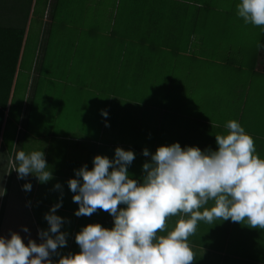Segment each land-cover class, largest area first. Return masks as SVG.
Instances as JSON below:
<instances>
[{"label": "rangeland", "instance_id": "obj_1", "mask_svg": "<svg viewBox=\"0 0 264 264\" xmlns=\"http://www.w3.org/2000/svg\"><path fill=\"white\" fill-rule=\"evenodd\" d=\"M43 3L45 0H38L28 24L25 59L2 135L12 159V174L17 178L15 156L19 151H49L48 170L57 173L52 180L40 183L33 175L18 178L22 187L32 185L31 191H24L43 231L50 228L45 215L61 203V197V210L57 209L56 215L62 217V209L73 204L76 193L68 181L77 178L75 172L80 168L75 161L93 160L97 155L114 159L118 147L132 151V123L151 126L154 115L171 107L179 114L210 116L197 104L201 101L190 102L187 93L180 99L184 69L199 64L226 65L237 71L233 79L241 81L236 79L241 69L248 79L251 73L246 69L264 68V27L244 23L237 14L240 0H65L44 46ZM193 30L198 32L193 34ZM34 64L36 68L31 71ZM147 66L153 68L141 79L140 69ZM170 74L176 82L168 86L164 76ZM158 76L160 82L154 78ZM175 97V102L167 99ZM183 98L186 101H181ZM235 99L238 101L237 95ZM263 119L259 120L263 123ZM186 126L179 129L178 142ZM57 134H64L66 141L56 138ZM39 136L44 138L39 140ZM67 149L72 153H66ZM57 155L55 168L52 159ZM69 159L70 164L66 162ZM56 184L61 188L56 189ZM65 223L61 232L67 234V246L59 249L61 256L75 254L77 244L75 235V246L70 248L72 231ZM53 258L58 264L61 257Z\"/></svg>", "mask_w": 264, "mask_h": 264}, {"label": "clouds", "instance_id": "obj_2", "mask_svg": "<svg viewBox=\"0 0 264 264\" xmlns=\"http://www.w3.org/2000/svg\"><path fill=\"white\" fill-rule=\"evenodd\" d=\"M237 14L245 24L264 27V0H240ZM226 128V135L215 136L217 150L182 148L179 143L160 146L155 154L145 149L143 155H151V162L143 164L142 182L128 172L135 153L120 147L114 159L97 155L91 170L87 165L77 170V178L68 181L79 205L75 215L91 217L103 210L113 217L114 227L82 228L75 237L79 253L61 256L58 264H194L188 239L198 222L231 220L264 230V159L237 121H229ZM15 160L19 179H53L43 151H19ZM23 188L31 191L32 185ZM209 202L210 209L205 207ZM61 206L62 197L45 215L50 228L39 232V244L29 239L26 245L15 232L10 239L0 236V264H53L52 256L67 246V234L61 232L64 219L55 214ZM173 216L180 219L166 232Z\"/></svg>", "mask_w": 264, "mask_h": 264}, {"label": "crops", "instance_id": "obj_3", "mask_svg": "<svg viewBox=\"0 0 264 264\" xmlns=\"http://www.w3.org/2000/svg\"><path fill=\"white\" fill-rule=\"evenodd\" d=\"M45 2V5L44 3L42 5L44 8L42 21L45 24L43 37L46 40L43 41V46L50 40L54 19L59 11L63 10L65 7L62 6L65 5V0H45ZM37 3L38 0H0V29H13L24 32L11 99L17 88L19 76L22 71V64L25 59L27 41L29 38L28 24L30 19L32 21L34 17ZM193 31V34L198 32V30ZM42 50L43 47L40 53L37 52V54H39L37 62H39L41 58L40 54ZM261 55H264L262 50ZM35 62L34 60V63ZM201 65H192L182 71L179 96L181 99L187 93L188 97L192 98L190 102L201 101V103L197 104L201 106V109L204 108L209 111L210 116L194 117L190 116L189 113L179 114L177 111H172L171 107V110H166L158 115H154L155 121L152 124L154 128H152V125L148 126L151 123L147 126L144 123L140 127L139 125L135 126L133 122L131 125V127L133 126L134 136L132 151L135 153V160L128 168L130 178L139 182L143 181L145 175L143 172V164L151 162V155L148 157L143 155L145 149L151 154H155L157 148L160 146H170L174 143H179L182 148L199 147L201 150L209 148L217 150L215 136L218 134L226 135L228 133L226 125L231 120L237 121L245 129V132L254 139L257 154L261 159H264V122L262 123L259 120L263 119L262 116H264V79L261 78L264 76V68L261 70L259 67H255L251 72L246 69L245 72L251 73L248 79H244V74L241 69L240 73L236 75V79L241 81H235L233 78L237 71L235 69L233 70V68L231 69L221 64ZM34 68H36L35 64L31 71H33ZM42 68L43 67H41L40 71ZM150 68L153 67L147 66L140 69V72L143 74L147 71L148 74ZM257 76L261 77L257 79L255 78ZM143 78H145L144 74L141 79ZM154 78L160 82V76ZM164 78L168 79V86L170 84L174 85L176 82V77L174 75L170 74L164 76ZM166 94H168V92H166ZM236 95L238 101L235 99ZM167 99L175 102L174 100L176 97ZM181 101L186 100L183 98ZM173 102L171 104H173ZM249 117H251L250 120ZM243 120H246L245 126L243 125ZM185 123L189 126V132ZM182 126H186V128L184 131H181L180 136L182 140L178 142L176 137ZM62 135L64 134H57L54 136L66 141V137ZM39 137V140L44 138L43 136ZM20 139L21 137L19 136L18 141H20ZM145 140H147V143H145ZM16 143L17 140L14 142V148ZM65 151L66 153H72V151L68 149ZM48 152V150L44 151L46 161L49 159ZM61 155L62 153L60 152L59 157H61ZM59 157L57 155L52 159L55 162V168L58 166L59 161L57 159H59ZM140 157L143 160H140ZM65 158L68 159L69 155L65 154ZM0 160L1 211L3 194L6 187L5 183H7L9 173L12 170V159L2 139L0 141ZM93 160L88 158L84 162H80L81 160L79 159L74 163L78 165L79 168L87 165L88 169L91 170L94 166ZM66 162H68V164L72 163L71 159L66 160ZM52 175L54 178L57 173L52 172ZM38 203L40 205L44 204L41 203V201ZM212 206L213 203L209 202L205 207L210 209ZM62 210L65 212L62 218L64 222H66V229L72 231L70 236L71 242L69 244L70 248L75 246V244L72 243L75 235L89 224H100L108 229L114 227L113 217L103 210L97 211L91 217H77L75 213L79 210V205L74 202L72 205L70 204L68 208H63ZM201 211H203V209H201ZM179 219L180 216L170 217L167 221L168 227L166 232L173 230ZM25 227L29 229L28 233L23 231ZM40 231L41 229L33 213L29 198L17 176L13 175L12 185L0 227V236L10 239V234L15 232L23 238L26 245L29 239L35 240L36 243L39 244L42 242L39 236ZM166 232L161 234L166 235ZM188 243L194 253V264H233L236 261L264 264V230L249 228L246 223L240 224L232 222L231 220H216L211 224L198 222L197 231L194 235L189 237ZM79 251L80 248L76 244L75 254L79 253ZM61 255L60 252V257ZM52 260L53 264H56L57 260H55L53 256Z\"/></svg>", "mask_w": 264, "mask_h": 264}, {"label": "trees", "instance_id": "obj_4", "mask_svg": "<svg viewBox=\"0 0 264 264\" xmlns=\"http://www.w3.org/2000/svg\"><path fill=\"white\" fill-rule=\"evenodd\" d=\"M24 32L13 29H0V141L2 139L6 118L11 109V94L18 62L22 49ZM264 52V32L261 41ZM13 180L12 171L9 173L0 211V227L2 224L9 192Z\"/></svg>", "mask_w": 264, "mask_h": 264}, {"label": "bare ground", "instance_id": "obj_5", "mask_svg": "<svg viewBox=\"0 0 264 264\" xmlns=\"http://www.w3.org/2000/svg\"><path fill=\"white\" fill-rule=\"evenodd\" d=\"M0 162H1V160H0ZM2 164V163H1ZM1 166V165H0Z\"/></svg>", "mask_w": 264, "mask_h": 264}]
</instances>
